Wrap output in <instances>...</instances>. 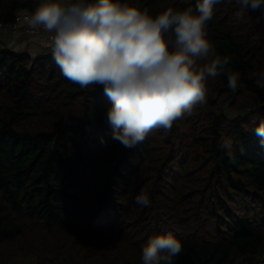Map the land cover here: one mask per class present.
Here are the masks:
<instances>
[{
    "label": "trees",
    "instance_id": "16d2710c",
    "mask_svg": "<svg viewBox=\"0 0 264 264\" xmlns=\"http://www.w3.org/2000/svg\"><path fill=\"white\" fill-rule=\"evenodd\" d=\"M40 2L0 0V22ZM119 2L156 16L198 0ZM237 11L215 5L206 28L236 91L209 77L205 104L131 149L112 138L102 86L70 82L51 51L0 43V264H142L148 239L168 233L183 246L175 264H264V147L252 131L264 119V13ZM221 138L235 142L231 161Z\"/></svg>",
    "mask_w": 264,
    "mask_h": 264
},
{
    "label": "clouds",
    "instance_id": "9594fccd",
    "mask_svg": "<svg viewBox=\"0 0 264 264\" xmlns=\"http://www.w3.org/2000/svg\"><path fill=\"white\" fill-rule=\"evenodd\" d=\"M231 2L198 0L195 12L168 7L153 16L148 8L119 0H42L23 22L32 33L50 34L53 59L66 79L81 89L103 87L111 101L112 138L131 149L154 130L170 131L174 122L205 104L209 77L227 75L236 91L239 73L226 70L229 57L216 54L206 31L214 6ZM236 4L237 18L248 10L264 13V0ZM255 76L264 89V71ZM252 131L264 147V119ZM234 143L221 138L219 144L230 161ZM135 202L150 204L143 191ZM182 250L172 233L152 236L142 248V264H175Z\"/></svg>",
    "mask_w": 264,
    "mask_h": 264
},
{
    "label": "crops",
    "instance_id": "0c3cea01",
    "mask_svg": "<svg viewBox=\"0 0 264 264\" xmlns=\"http://www.w3.org/2000/svg\"><path fill=\"white\" fill-rule=\"evenodd\" d=\"M18 36L20 38H14L11 35L7 37L3 33H0V43L13 47L16 50H27L31 54H44L51 51L48 33H42L40 35L24 33Z\"/></svg>",
    "mask_w": 264,
    "mask_h": 264
},
{
    "label": "built area",
    "instance_id": "2783aa9c",
    "mask_svg": "<svg viewBox=\"0 0 264 264\" xmlns=\"http://www.w3.org/2000/svg\"><path fill=\"white\" fill-rule=\"evenodd\" d=\"M28 14H30V13L25 12V11L20 12V14L17 17L16 23H14L12 25H5V24L0 22V31L6 32V33H13L16 36L22 35L24 33H32L30 30H28L27 26L23 22V17L25 15H28ZM42 33H44V32H40L37 35H40ZM32 34H35V33H32Z\"/></svg>",
    "mask_w": 264,
    "mask_h": 264
},
{
    "label": "rangeland",
    "instance_id": "374dc122",
    "mask_svg": "<svg viewBox=\"0 0 264 264\" xmlns=\"http://www.w3.org/2000/svg\"><path fill=\"white\" fill-rule=\"evenodd\" d=\"M7 34H9V33H7ZM16 38H20L19 36H15ZM19 51H23V50H19ZM38 53H36V54H32V55H34V56H36ZM25 264H29V263H25Z\"/></svg>",
    "mask_w": 264,
    "mask_h": 264
}]
</instances>
